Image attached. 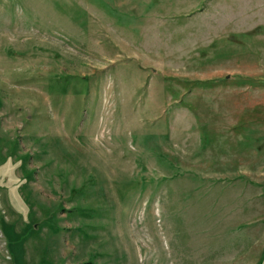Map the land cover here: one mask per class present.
Listing matches in <instances>:
<instances>
[{
    "label": "rangeland",
    "instance_id": "1",
    "mask_svg": "<svg viewBox=\"0 0 264 264\" xmlns=\"http://www.w3.org/2000/svg\"><path fill=\"white\" fill-rule=\"evenodd\" d=\"M0 264H264V0H0Z\"/></svg>",
    "mask_w": 264,
    "mask_h": 264
}]
</instances>
